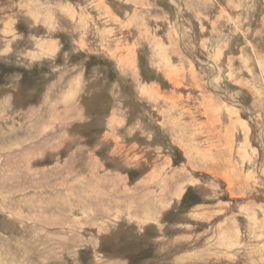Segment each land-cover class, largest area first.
Returning a JSON list of instances; mask_svg holds the SVG:
<instances>
[{
  "label": "rangeland",
  "instance_id": "374dc122",
  "mask_svg": "<svg viewBox=\"0 0 264 264\" xmlns=\"http://www.w3.org/2000/svg\"><path fill=\"white\" fill-rule=\"evenodd\" d=\"M0 264H264V0H0Z\"/></svg>",
  "mask_w": 264,
  "mask_h": 264
},
{
  "label": "bare ground",
  "instance_id": "6f19581e",
  "mask_svg": "<svg viewBox=\"0 0 264 264\" xmlns=\"http://www.w3.org/2000/svg\"><path fill=\"white\" fill-rule=\"evenodd\" d=\"M236 6V5H235ZM23 8V7H22ZM236 8V7H235ZM30 22V21H29ZM54 27V26H53ZM41 40V39H40ZM52 45V44H51ZM52 50H53V48H52ZM194 51V50H193ZM22 53V52H21ZM195 53V52H194ZM29 65V64H28ZM152 66V65H151ZM147 87V86H146ZM256 93V92H255ZM67 109V108H66ZM223 111V110H222ZM82 151V150H81ZM64 165V164H63ZM35 176V175H34ZM4 179V178H3ZM102 181V180H101ZM166 182V181H165ZM113 183V182H112ZM167 183V182H166ZM166 183H164L165 185H166ZM172 183V182H171ZM58 184V183H57ZM107 184V183H106ZM110 186V185H109ZM117 186V185H116ZM176 186V185H175ZM110 188V187H109ZM115 190V189H114ZM167 190V189H166ZM107 191V190H106ZM164 191V190H163ZM116 192V191H115ZM172 192V191H171ZM170 192V193H171ZM165 194V193H164ZM173 194V193H172ZM108 195H109V193H108ZM104 196V195H103ZM107 196V195H106ZM111 196V195H110ZM112 197V196H111ZM103 198V197H102ZM156 198V197H155ZM99 199H100V197H99ZM123 199V198H122ZM144 199V198H143ZM97 200V199H96ZM92 201V200H91ZM94 201V200H93ZM103 202V201H102ZM207 202V201H206ZM146 204H148V203H146ZM142 205V209L144 210V209H146L147 210V205ZM123 205V204H122ZM121 205V206H122ZM149 205V204H148ZM155 205V204H154ZM126 206V205H125ZM113 207V206H112ZM123 207V206H122ZM67 208V207H66ZM154 208V207H153ZM140 209V208H139ZM141 209V210H142ZM151 209V208H150ZM101 211V210H100ZM124 213V212H123ZM118 215V214H117ZM157 216V215H156ZM81 222V221H80ZM90 223V222H89ZM44 244V243H43ZM43 250V249H42ZM48 251V250H47ZM37 253V252H36ZM42 255V254H41ZM58 260V259H57Z\"/></svg>",
  "mask_w": 264,
  "mask_h": 264
}]
</instances>
